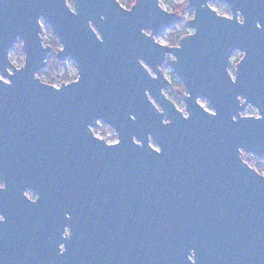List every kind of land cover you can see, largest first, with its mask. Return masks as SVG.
I'll list each match as a JSON object with an SVG mask.
<instances>
[{"label":"water","instance_id":"obj_1","mask_svg":"<svg viewBox=\"0 0 264 264\" xmlns=\"http://www.w3.org/2000/svg\"><path fill=\"white\" fill-rule=\"evenodd\" d=\"M72 1L0 0V264H264V0H187L176 46L161 0ZM42 21L76 80L37 77Z\"/></svg>","mask_w":264,"mask_h":264},{"label":"rangeland","instance_id":"obj_2","mask_svg":"<svg viewBox=\"0 0 264 264\" xmlns=\"http://www.w3.org/2000/svg\"><path fill=\"white\" fill-rule=\"evenodd\" d=\"M120 1L125 5L128 4V2H129V0H120ZM161 5L167 7L171 10H174L175 7H180L181 8L180 12H179L180 20L178 21V23L176 25L173 26L172 29L178 33H181V32H184L187 34L192 33V30L189 29L187 23L189 20L192 19L191 14H193V10L188 6L187 0H161ZM211 5H215L216 7H218L219 9H221L222 11H224L225 13L230 15L229 8L226 4H223L220 2H213V3H211ZM42 24L45 26V28L43 29V34H42V36L44 37L43 38L44 44H46L45 43L46 41H50V40H54L57 42V40H56L55 36L53 35L51 28L48 26V24L44 21H42ZM170 30H168V31H170ZM167 32L159 35L155 39L160 41L162 44H169V35L167 34ZM55 53H56V51L53 50L51 55H53ZM9 57L14 61V63H19V62L24 61V52H23L22 47H20V45L18 43L10 51ZM241 57H242V54L234 53V55L232 56L231 62L237 61V59H240ZM48 59H49V57H48ZM170 59H171V57H168L167 61H169ZM231 62H230L229 70H230V72H233V67L236 66V64L231 65ZM161 68L167 74V76L171 79L169 88L164 90V92L175 102V104L179 107V109L182 112H184L185 106L183 103V97L185 96L186 91L178 93L177 97H171L170 89H171V84H172V77L170 76V73L172 71L168 67L167 63H165ZM39 73L41 75L40 80H45V81L52 80L54 83L59 82L61 80V78L64 76H68L69 80L77 78L76 65L70 59H67L64 62L58 61L57 64H51L49 66L47 64L46 68H44ZM241 115L246 116V117L257 116V111L253 107L249 106L245 109L244 112L241 113ZM109 128L110 127L107 125L106 126L102 125L99 129H101V131L103 129V131H105L106 133H108L111 136L114 135L115 132L113 130H110L111 128L110 129ZM244 155L248 161L250 159H252L253 157H255L252 154H244Z\"/></svg>","mask_w":264,"mask_h":264},{"label":"trees","instance_id":"obj_3","mask_svg":"<svg viewBox=\"0 0 264 264\" xmlns=\"http://www.w3.org/2000/svg\"><path fill=\"white\" fill-rule=\"evenodd\" d=\"M137 0H129L128 4H123L122 2H120L121 5L125 6L126 8H130L134 5V3L136 2ZM69 4L72 6L73 5V1L72 0H68ZM180 7H175L173 12L174 13H177L179 14L180 12ZM191 18H193V14H191ZM167 34L169 35V45L170 46H176L178 45L179 43V40L188 35L187 33H184V32H181V33H178V32H175L173 29H171L170 31L167 32ZM46 45L50 46L52 48V50L54 51H58L60 46L59 44L54 41V40H50V41H46L45 42ZM18 44L20 45V47H22V44L21 42H18ZM240 59H237L236 63H238ZM58 63V60H57V57H56V53L49 56V59H47V64L48 66L51 65V64H57ZM38 78L40 79L41 78V75L40 73L37 74ZM170 76L172 77V84H171V89H170V92H171V97H177L178 96V93L180 92H185V87L183 86V84L180 82V80L171 72L170 73ZM76 78L72 79V80H69V77L68 76H64L61 78L60 80V83H66V82H69V81H74ZM46 84H49V85H53V81L52 80H48V81H44ZM248 164L250 166H252L254 169H256L259 173H263L264 172V160H260L258 159L257 157H253L252 159H250L248 161Z\"/></svg>","mask_w":264,"mask_h":264},{"label":"built area","instance_id":"obj_4","mask_svg":"<svg viewBox=\"0 0 264 264\" xmlns=\"http://www.w3.org/2000/svg\"><path fill=\"white\" fill-rule=\"evenodd\" d=\"M234 64H237L236 61H232V62H231V65H234ZM234 69H235V66L233 67V71H234ZM75 80H76V79H75ZM59 82H60V81H59ZM55 83H57V82H55ZM102 125L104 126L105 124L99 122L98 125H97L96 127L93 128V130H94L96 136H99V137H102V138H105V139H110V140L117 141V136H116V134H114V135L111 136V135H109L108 133H106L105 131H103V129H102V131H101V129H99ZM105 126H106V125H105ZM107 126H108V125H107ZM109 129H110V128H109ZM110 130H113V129L111 128ZM113 131H114V130H113Z\"/></svg>","mask_w":264,"mask_h":264},{"label":"flooded vegetation","instance_id":"obj_5","mask_svg":"<svg viewBox=\"0 0 264 264\" xmlns=\"http://www.w3.org/2000/svg\"><path fill=\"white\" fill-rule=\"evenodd\" d=\"M0 186H2V184L0 183ZM27 196L31 199V200H35L36 196L34 195V193L32 191H28L27 192ZM67 217H69V215H67ZM1 219V218H0ZM70 234V229L68 226L65 227L64 232L62 233V237H67Z\"/></svg>","mask_w":264,"mask_h":264}]
</instances>
